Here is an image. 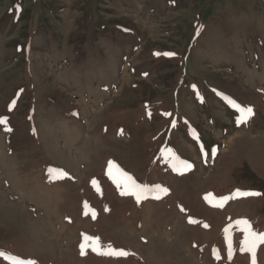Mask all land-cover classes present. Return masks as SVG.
<instances>
[{
  "label": "rangeland",
  "instance_id": "1",
  "mask_svg": "<svg viewBox=\"0 0 264 264\" xmlns=\"http://www.w3.org/2000/svg\"><path fill=\"white\" fill-rule=\"evenodd\" d=\"M0 119V264H252L264 0H0Z\"/></svg>",
  "mask_w": 264,
  "mask_h": 264
},
{
  "label": "snow or ice",
  "instance_id": "2",
  "mask_svg": "<svg viewBox=\"0 0 264 264\" xmlns=\"http://www.w3.org/2000/svg\"><path fill=\"white\" fill-rule=\"evenodd\" d=\"M165 55H173L172 53H166ZM241 111L243 113H245L246 115L247 114H251L252 112V109L251 108H248V109H241ZM0 123H6L5 120L3 119H0ZM10 131V129H9ZM114 167V165L109 164V174L111 175V170L112 168ZM128 181H131V178L128 177L127 178ZM128 185H126L127 187ZM131 187L132 188H135L136 185L134 184V182L131 183ZM123 194V193H122ZM239 195H257V193H238ZM140 199V196L139 194H137V200L139 201ZM191 222V221H190ZM238 223H243L245 225V231H246V237H245V241H244V245H245V250L249 251L252 253V264H256V260H255V248L257 246V243H264V234H256L254 232L251 231V228H250V225H249V222L247 220H244V221H239ZM86 239H91V238H87ZM98 243V241H97ZM83 248L84 246L81 245V254H83ZM93 251H97V248H93ZM99 254H102V255H111V256H116V257H124V256H127L128 253L123 251V250H117V249H112V248H109L107 250H102L99 252Z\"/></svg>",
  "mask_w": 264,
  "mask_h": 264
},
{
  "label": "trees",
  "instance_id": "3",
  "mask_svg": "<svg viewBox=\"0 0 264 264\" xmlns=\"http://www.w3.org/2000/svg\"><path fill=\"white\" fill-rule=\"evenodd\" d=\"M145 86V85H144ZM146 88V87H145Z\"/></svg>",
  "mask_w": 264,
  "mask_h": 264
}]
</instances>
